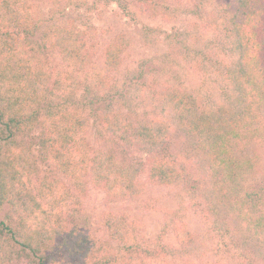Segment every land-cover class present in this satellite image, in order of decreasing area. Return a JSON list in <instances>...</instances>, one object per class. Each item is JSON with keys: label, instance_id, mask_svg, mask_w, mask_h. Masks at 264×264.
Wrapping results in <instances>:
<instances>
[{"label": "trees", "instance_id": "trees-1", "mask_svg": "<svg viewBox=\"0 0 264 264\" xmlns=\"http://www.w3.org/2000/svg\"><path fill=\"white\" fill-rule=\"evenodd\" d=\"M32 1H48L58 15L86 2L0 0V211L8 206L17 216L0 218V264H264V183L252 190L240 183L263 157L264 0L216 7L218 0H94L99 8L115 3L131 17L133 3L150 18L182 9L205 22L215 37L204 46L185 42L181 56L224 98L210 109L183 86L158 88L165 61L124 65L126 34L101 48L72 19L41 20ZM161 32L167 40L179 36ZM37 35L46 56L60 55L55 71L27 56ZM91 122L99 126L96 144L87 137ZM40 164L51 174L32 187ZM59 174L78 194L58 183ZM89 184L138 207L156 204L157 197L143 198L149 185L176 187L204 219L206 234L188 229L180 205L166 211L154 241L144 237L138 217L114 212L104 223L117 245L96 239L78 229L79 197ZM63 199L76 203L73 212L64 211ZM169 232L177 244L164 241ZM59 239L68 259L82 261L56 263Z\"/></svg>", "mask_w": 264, "mask_h": 264}, {"label": "rangeland", "instance_id": "rangeland-1", "mask_svg": "<svg viewBox=\"0 0 264 264\" xmlns=\"http://www.w3.org/2000/svg\"><path fill=\"white\" fill-rule=\"evenodd\" d=\"M131 1V0H128ZM186 2L187 0H182ZM228 0H218L215 2V7ZM32 6L38 17L41 20L50 19L54 16L59 24H66L70 19L81 29L91 31V35L94 42H98L99 47H105L112 37L119 33L126 34L128 38V50L124 53V65L129 67L135 66L136 62L142 58H159L161 61L166 62L167 70L165 73L160 72L156 76L154 83L160 89H166V87H176L177 85L183 86L185 89L192 91L198 96L199 102L203 107L210 109L216 105H224L225 100L221 96L217 87L210 83L205 82L202 79L201 74L197 73L191 64L184 61L182 58L183 44H193L194 46H204L206 39L215 37L212 33V29L204 27L203 21L188 14L182 9L175 11L173 16L168 18L156 17L150 18L139 12L138 8L133 3H130V11L136 13L134 17L127 15L117 4L113 3L107 7L99 8L94 3V0H86L85 4L81 8H70L66 10L64 15L53 14L51 11V5L48 1L33 2ZM68 15V16H67ZM67 16V17H66ZM149 26L156 29V32L151 34L146 33L144 27ZM45 25L43 24V29ZM161 31L169 33L179 34L177 40H167ZM183 31L186 33H183ZM197 31L203 33L204 37H199ZM89 34V33H88ZM40 35V34H39ZM39 35L35 37L37 43H35L36 51H31L33 55L32 59L39 60L48 66L54 67V71L59 67L60 55L46 56L43 49L40 47ZM187 40V41H186ZM103 45V46H102ZM215 51V48H211ZM221 56V54H219ZM227 61V59H226ZM155 79L153 75L147 77V81L151 82ZM123 79L120 78L119 82ZM95 123V122H94ZM91 122V126L88 129V141L91 144H96V130H98V124ZM261 155H263L256 172L247 173L240 181L243 187L247 190L257 189L264 183V148ZM40 169L36 174L32 176V187L38 184V179L45 176L46 173L51 174V169L46 165H39ZM61 186H70V192L78 194L77 191L71 187L68 179L59 174ZM157 197L155 205H149L146 207H138V201L131 200H116L111 199L106 191L97 189L93 185L87 186V192L81 198V209L79 213L78 229L85 233L92 235L94 238L106 242L110 240L112 245H117V242L111 240L107 229L105 227L104 218L109 212H114L116 215H126L128 217L136 216L142 223V234L149 241L156 240L157 237L163 231V225L165 220L166 211H172L177 209L180 205L183 206L182 213L184 219L187 222L188 229L197 232L198 234L205 235L207 225L204 222L202 216L196 211L189 203V199L185 196V193L176 187L166 186H151L143 194L145 196ZM63 199L64 211L66 213L73 212V207H76V203H71ZM139 203V202H138ZM54 202H51L46 207L52 209ZM58 209L59 206L57 207ZM11 215L16 218V214L12 212L8 206H5L0 211V218H5ZM67 218L73 219L70 216ZM73 221V220H71ZM70 227V226H69ZM74 228V224L71 223V229ZM165 242L171 244H177L174 235L169 232L165 235ZM213 240L207 239V243L210 246ZM68 246L63 244L62 239L57 241V245L54 249L56 254V263L68 262L70 260L79 263L82 259L77 255L68 259ZM171 264H202L193 263L192 261L186 262L182 259H169ZM13 264H26L25 260L16 261Z\"/></svg>", "mask_w": 264, "mask_h": 264}]
</instances>
